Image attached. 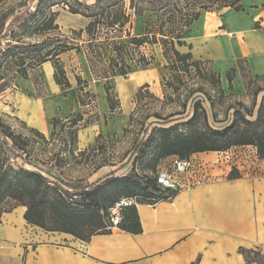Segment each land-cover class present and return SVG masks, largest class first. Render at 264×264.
Instances as JSON below:
<instances>
[{
  "label": "trees",
  "instance_id": "1",
  "mask_svg": "<svg viewBox=\"0 0 264 264\" xmlns=\"http://www.w3.org/2000/svg\"><path fill=\"white\" fill-rule=\"evenodd\" d=\"M3 1L0 0V4ZM244 1L129 0L127 8V0H94L91 4L87 0H23L22 12L10 17L6 15L0 20V95L10 88H17L16 79L21 76L25 79L31 77L38 95L42 96L44 80L39 67L46 62H51L54 67L56 84L70 88L61 55L84 51L95 79L104 82L110 111L120 113L122 103L111 79L126 77L131 69L129 61L137 64L141 70L153 61L142 53H138L137 58L133 53L131 56V49H139L146 44H160L170 70L182 71L180 68H183L187 71L192 66H200L203 61L194 59L192 45L184 40V36L204 13L220 9L243 11ZM60 5L71 14L89 19L84 29L73 31L77 38L58 33L60 27L55 8ZM146 13H154L158 19L151 23L147 20L143 35L120 34L131 23L132 16L142 18ZM255 28L259 29L260 26L257 24ZM83 33L88 36L87 41L75 44V41L81 40ZM124 37L127 39L122 40ZM184 47L188 48L187 52L180 51ZM108 52L110 56L106 60ZM176 65H180L179 68ZM246 66L249 69L245 58L238 59L237 67L252 96V104L248 107L243 102H236L229 106L228 110H234L230 123L225 124L227 119L219 120L211 99L212 122L202 100L194 101L193 113L187 122H166L162 126L144 130V137L134 145L137 157L141 155L137 158L141 160L140 172L135 167L121 176L111 171L94 182L66 175L63 169L67 161L63 157H52L49 162L33 159L28 149L29 138L13 130L0 115V223L3 214L23 206L26 208L24 218L29 225L49 233L69 234L88 242L95 235L110 234L114 227L109 218L110 208L123 198H133L136 204L123 208L121 221L116 227L131 234H139L142 225L137 205H156L173 200L179 193L158 186L156 173L162 160L173 156L187 160L198 153L226 152L246 146L254 147L258 159L264 160V95L258 105V98L264 89L260 86L252 88L264 78L253 76ZM211 73L218 93L225 98L220 73ZM235 75V68L226 74L230 89ZM176 77H180L179 72ZM76 81L81 105L95 107L97 94L93 90H86L90 83L80 76L76 77ZM148 88L149 85H142L135 99L139 101ZM169 88L178 91L173 83L169 84ZM133 113L125 133L132 126ZM99 120V113L92 114L88 119L84 113H79L67 122L62 118H53L52 135L56 134L59 127L64 129L68 124V135L73 144L70 152L73 155L78 150L79 131L99 123ZM30 131L45 138L37 129L30 128ZM98 138L95 145L98 144ZM239 178H242V174L235 167L228 179ZM239 252L247 263L264 264V252L261 250L240 248ZM192 264H199V259Z\"/></svg>",
  "mask_w": 264,
  "mask_h": 264
},
{
  "label": "crops",
  "instance_id": "2",
  "mask_svg": "<svg viewBox=\"0 0 264 264\" xmlns=\"http://www.w3.org/2000/svg\"><path fill=\"white\" fill-rule=\"evenodd\" d=\"M243 8V11L224 10L223 24L218 21L224 30L218 35L212 30L219 25H215V21L213 24L207 22L209 16L206 15L203 32L197 37L191 35L192 40L187 41L192 45L194 57L213 62L223 87L225 84L229 87L226 74L232 68L236 69L233 83L243 82L237 67L240 58L247 60L253 76L264 78V0H245ZM230 11L244 15V20L241 18L239 25L231 26L227 20ZM257 24L259 29L255 28ZM197 40L206 47L204 52H196ZM218 41L217 50L221 52H213L211 47ZM67 56L76 59L84 71V78L97 94L98 113L102 116L101 123L79 131L78 147L85 149L94 145L99 136L120 138L129 126L133 102L130 113L122 109L120 113H112L104 82L93 77L85 53L72 54L71 51L61 58ZM218 59L223 61L217 62ZM71 66L67 67L66 63L64 66L71 84L67 89L56 84L51 62L39 67L44 77L42 96L38 95L32 79L17 77V90L11 94L15 117L48 135L53 132V118L79 113H84L85 117L92 115V108L80 103ZM238 148L254 151L257 168L243 172V167L226 166L221 158V167L214 166L213 178L208 182L180 191L170 201L138 204L142 225L139 234L113 227L110 234L95 235L84 242L69 234L49 233L29 225L24 218L26 208L17 207L2 216L0 264H192L198 259L199 264H257L247 263L239 250L264 252V160L258 159L254 147H235ZM215 153L218 154L209 152L193 156L211 157ZM235 167L242 178L229 180L228 175Z\"/></svg>",
  "mask_w": 264,
  "mask_h": 264
},
{
  "label": "rangeland",
  "instance_id": "3",
  "mask_svg": "<svg viewBox=\"0 0 264 264\" xmlns=\"http://www.w3.org/2000/svg\"><path fill=\"white\" fill-rule=\"evenodd\" d=\"M87 2L91 4L94 0H87ZM126 3L128 8L129 0H127ZM22 4L23 0H4L3 3L0 4V20L6 15H9L10 17L13 14H19L22 12L24 9ZM55 11L58 12L57 23L60 27L58 33L63 36L77 38L73 31L84 29L89 23V19L80 15L71 14L63 5L56 7ZM224 14L225 11L220 9L203 15L199 21L192 25L189 33L184 36V40L190 42V40H192L191 35L197 37V34L203 32L202 27L205 26L206 15L209 16V19L207 18V22L209 20V22L213 24V21H215V25H219V22L220 24H223ZM237 14L230 11L227 20L231 26L239 25L241 23V18L244 20V15ZM157 19L158 18L154 13H146L142 18H135L132 16L131 23L128 24L120 34L123 36H126L128 33L137 36L143 35L147 20L151 23V21L154 22ZM223 30L224 27L219 25L217 28L215 27V30H212V33L215 32L218 35ZM87 39L88 36L86 33H83L81 40L75 41V44H83V42L85 43ZM126 39L127 38L124 37L122 40ZM219 41L222 42L221 40ZM219 41L212 45L211 48L213 52H221L217 50L219 49ZM195 45L197 53L204 52L206 47L200 45L199 40L195 42ZM187 50L188 48H185L183 52H187ZM132 53L136 58L139 56L138 53H142L147 56L149 60L152 58L153 61L152 64L144 70H141L137 64L129 61L131 69L129 70L128 75L126 77L116 76L111 79L112 84H114L118 90V94L122 102L121 109L124 112L129 111L130 113L132 102L134 104L132 126H130L128 131L124 135L120 136V138H107L102 136V138H98V144H94V147L89 146L85 149H80L77 146L78 150L75 151V154L71 155L70 151L73 149V144L68 135V124L65 125L67 127L64 129H60L59 127L54 135H45L42 133L45 137L43 138L31 132L30 127L24 125L15 117V108L13 107L14 104L12 103L13 99L11 97V94L17 90L14 88H10L0 95V115L4 118L7 124L11 125L13 130L17 133L23 134L24 137L29 138L28 149L31 151L34 157L33 159L41 162H49L52 157L54 159L63 157L67 161L66 167L63 169L66 175L73 179L84 178L90 182H94L105 177L108 172L110 173L111 171H115V175L121 176L126 174L132 167H135L137 171L140 172L141 160L137 158L141 155L137 157L134 145L137 141L144 137V130L146 128L151 129L155 126H162L166 122H172V124H183L187 122L193 113L192 103L194 101L202 100L204 107L209 112L211 122L212 114L209 99L214 101L215 110L219 120L227 119L225 124L231 122L232 114L234 112L233 109H227L229 106L235 104L236 102H243L248 107L252 104V96L249 94V91H247L244 82L239 84L235 81L232 84V89H230L226 84L224 87L221 85L226 97L222 98L220 96L218 93V86L211 77V72H216L212 61L202 60L203 63L200 66H192L187 71L180 68L182 71H178V69H169L170 67L163 56L162 46L160 44H146L139 49H131V56H133ZM72 54H76V51H72ZM106 55L107 60L110 53L108 52ZM194 59L198 60L196 57H194ZM220 61L222 62L223 60H217V62ZM61 62L63 63V66H65L66 63L67 67H70V64H72L71 68L75 74V78L80 76L84 80L88 81L84 78L82 74L84 71L76 59L71 56H67L64 59L61 58ZM106 64H108V62H106ZM176 66L179 68L180 65ZM246 70L249 71L247 66ZM178 72L180 76L179 78L176 77ZM66 75L68 77L67 71ZM29 79L32 78L30 77ZM171 83L175 84L178 88L177 92H175L173 88H169V84ZM145 84L149 85L148 91L141 95L139 101H137L135 97L133 99V96L139 90L140 86ZM257 86L264 89V81L257 82L252 85V88L256 89ZM86 90H91V87H87ZM43 91L44 83L41 92L43 93ZM263 95L264 92H262L258 98V105ZM90 107L92 108L91 112H93V115L98 114L99 104H96L95 107L94 105H90ZM157 115L160 117H157ZM90 116L85 118L88 119ZM73 117L75 116L70 115L63 117L62 119L67 122L69 118ZM100 119L101 120H99V122L101 123V115ZM181 129L184 130L185 127L182 126ZM74 148H76V146H74ZM81 152L83 153L81 154ZM219 153L220 152H218V154L215 153L211 155V157L202 156V158H199L193 156L191 158L194 161L205 163L207 166L212 165V171H214V166L216 165L221 167V158H223L226 166L238 164L243 167V172L248 171V169L251 170L255 167L257 168L258 162L252 149L233 148L229 151L221 152L222 154ZM145 162H147V160ZM208 173L211 172L208 171ZM219 176L220 175L217 177Z\"/></svg>",
  "mask_w": 264,
  "mask_h": 264
},
{
  "label": "built area",
  "instance_id": "4",
  "mask_svg": "<svg viewBox=\"0 0 264 264\" xmlns=\"http://www.w3.org/2000/svg\"><path fill=\"white\" fill-rule=\"evenodd\" d=\"M237 164H233L236 166ZM210 171L211 173H208ZM212 165L181 159L173 156L162 160L159 164L156 178L161 189H171L177 192L191 189L201 183H206L213 178ZM136 204L133 198H123L116 202L109 210L111 224L116 227L121 221L122 210Z\"/></svg>",
  "mask_w": 264,
  "mask_h": 264
}]
</instances>
